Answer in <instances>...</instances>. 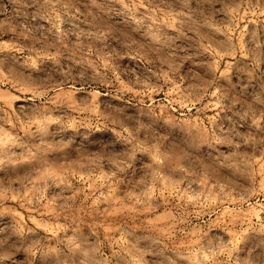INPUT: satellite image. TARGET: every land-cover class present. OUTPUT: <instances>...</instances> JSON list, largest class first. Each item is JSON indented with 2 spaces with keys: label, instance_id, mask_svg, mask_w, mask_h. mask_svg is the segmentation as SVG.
I'll return each instance as SVG.
<instances>
[{
  "label": "rangeland",
  "instance_id": "1",
  "mask_svg": "<svg viewBox=\"0 0 264 264\" xmlns=\"http://www.w3.org/2000/svg\"><path fill=\"white\" fill-rule=\"evenodd\" d=\"M0 264H264V0H0Z\"/></svg>",
  "mask_w": 264,
  "mask_h": 264
}]
</instances>
